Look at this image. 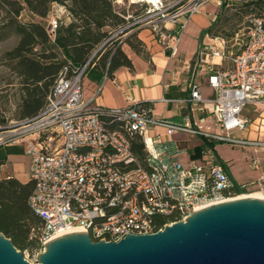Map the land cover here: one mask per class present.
I'll return each instance as SVG.
<instances>
[{"label": "built area", "instance_id": "1", "mask_svg": "<svg viewBox=\"0 0 264 264\" xmlns=\"http://www.w3.org/2000/svg\"><path fill=\"white\" fill-rule=\"evenodd\" d=\"M112 2L123 5L122 0ZM128 4H139L145 11L121 31L136 25L147 28L173 56L191 18L207 5L221 7L222 0H128ZM61 13L53 11L47 20L51 36L65 11ZM124 19L128 21L127 15ZM224 45L223 39L214 38L198 50L196 66L205 70L206 85L214 95L204 100L201 86L190 84L184 102L191 113L201 112L191 123L155 118L143 102L123 108L92 106L82 99L83 69L73 77L63 73L58 78L44 109L20 122L15 132L19 139L15 143L23 145L29 158L33 189L27 205L42 221V247L55 234L69 231L86 233L92 242L154 234L194 211L244 195L245 186L236 185L214 162L210 148L200 161L183 162L184 152L169 146L175 134H183L264 148V142L235 136L247 128L242 117L247 105L264 109V16L248 21L246 42L230 58L231 68L216 72L214 60L227 56ZM134 146L140 147L141 155L135 154ZM257 183L264 193V175Z\"/></svg>", "mask_w": 264, "mask_h": 264}, {"label": "trees", "instance_id": "2", "mask_svg": "<svg viewBox=\"0 0 264 264\" xmlns=\"http://www.w3.org/2000/svg\"><path fill=\"white\" fill-rule=\"evenodd\" d=\"M53 5L64 9L66 22L61 20L51 36L47 20ZM24 11L37 20L19 22ZM125 16L124 10L112 0H0V41L7 31L18 38L15 47L5 52L2 59L19 79V121L31 120L44 109L63 73L69 78L82 69V76L96 69L101 76H111L120 67H130L121 50L122 43H115L110 34L111 30L118 32L128 24L130 20L126 21ZM215 25L213 21L201 37L212 35ZM124 43L136 53L142 52L135 33L127 36ZM133 148L135 154L141 155L139 146ZM32 189L30 181L0 180V233L20 251L42 248L39 241L42 221L27 205Z\"/></svg>", "mask_w": 264, "mask_h": 264}, {"label": "crops", "instance_id": "3", "mask_svg": "<svg viewBox=\"0 0 264 264\" xmlns=\"http://www.w3.org/2000/svg\"><path fill=\"white\" fill-rule=\"evenodd\" d=\"M209 7L214 8L211 5L203 7L186 24L173 56L156 42L149 29L136 32L142 52L136 53L124 42L125 48L121 47L130 67H120L111 76H101L98 70L90 69L81 77L82 99L91 102L92 106L104 108H123L130 102H143L150 106L155 118L191 123L201 112L191 113L189 104L184 102L190 96V84L194 82L201 86L200 94L204 100L214 95L206 85L205 70L196 66L200 46L211 42L208 35L201 37L214 20V11H210ZM57 9L64 11L62 7L53 5L49 17ZM220 63V60L214 61V71H223ZM162 99L177 102L165 103ZM242 117L247 121V128L235 136L248 142H264V109L247 105ZM171 140L170 150L183 151V162L189 159L200 161L203 151L210 148L214 162L223 166L236 185L245 186L249 194L259 191L257 182L264 175V148L230 146L183 134H175ZM28 159L23 145L0 146V180L15 178L21 183L28 182Z\"/></svg>", "mask_w": 264, "mask_h": 264}, {"label": "water", "instance_id": "4", "mask_svg": "<svg viewBox=\"0 0 264 264\" xmlns=\"http://www.w3.org/2000/svg\"><path fill=\"white\" fill-rule=\"evenodd\" d=\"M36 263L264 264V198L226 200L154 234H126L118 242L64 234L43 245ZM0 264H30L1 233Z\"/></svg>", "mask_w": 264, "mask_h": 264}, {"label": "rangeland", "instance_id": "5", "mask_svg": "<svg viewBox=\"0 0 264 264\" xmlns=\"http://www.w3.org/2000/svg\"><path fill=\"white\" fill-rule=\"evenodd\" d=\"M122 1L123 5H120L119 8L124 10L125 15H127V20H130L128 24H132L145 10L143 7L139 6V4L129 5L128 0ZM171 1L173 0H164V2ZM224 4L225 5L217 9L209 7L210 11H214L213 21L216 22V25L212 35L208 37L211 39L221 38L225 41L224 51L227 56L225 59L221 60L220 63V69L225 71L231 68L230 58L237 54L246 42L248 21L254 16L264 15V0H224ZM56 12L57 14H62L61 9H57ZM64 18L65 16L63 13L61 17L62 22H66ZM18 20L21 23H27L37 19L32 18L24 11ZM141 29L145 28H138L136 25L129 27L127 33L121 36H118V33L122 32V29L118 32L111 30L110 34L115 43H122L121 47L125 48L123 42L127 38V35L136 33ZM17 40L18 38L12 32L7 31L5 37L0 41V119H2L3 122L0 124V146L10 144L22 145L21 143H15V141L19 140L15 132L18 130V124L22 122L19 121L17 117L18 105L21 98L19 79L2 59L5 52L15 47ZM214 61L216 62L218 59ZM255 193H257V191L251 192L250 194ZM242 194L249 195V192L245 191ZM17 251L21 253L23 258L30 264H37L36 256L43 251V247L40 249L33 248Z\"/></svg>", "mask_w": 264, "mask_h": 264}, {"label": "bare ground", "instance_id": "6", "mask_svg": "<svg viewBox=\"0 0 264 264\" xmlns=\"http://www.w3.org/2000/svg\"><path fill=\"white\" fill-rule=\"evenodd\" d=\"M147 1H154V0H147ZM262 195V196H261ZM246 197H250V198H264V193H260V192H257V193H255V194H249V195H243V196H240V197H238V198H246ZM73 232H77V231H69V232H67V233H57V234H55L54 236H52L51 237V239H53V238H56V237H59V236H61V235H63V234H68V233H73Z\"/></svg>", "mask_w": 264, "mask_h": 264}]
</instances>
